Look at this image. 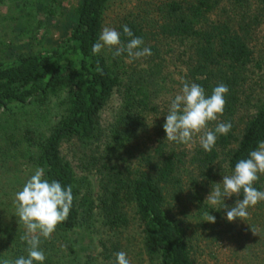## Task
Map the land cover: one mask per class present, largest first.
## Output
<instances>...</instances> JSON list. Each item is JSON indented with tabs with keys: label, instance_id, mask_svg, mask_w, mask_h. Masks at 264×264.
I'll return each instance as SVG.
<instances>
[{
	"label": "trees",
	"instance_id": "1",
	"mask_svg": "<svg viewBox=\"0 0 264 264\" xmlns=\"http://www.w3.org/2000/svg\"><path fill=\"white\" fill-rule=\"evenodd\" d=\"M109 1L78 0L69 19V36L61 45L0 63L1 112L12 105L27 106L66 92L62 116L48 135H35L33 130L26 129L20 139L9 135L0 145V259L27 256L28 245L21 240L26 229L18 222L13 201L40 167L49 181H59L65 187L71 185L74 197L66 221L57 225L50 239L41 238L40 247L46 256L43 264H79L78 254L84 247L79 244L75 229L92 218L97 207L105 225L114 229L126 225L123 212L126 203L132 204L139 222L141 253L147 264H207L201 258L204 253L213 258L214 264H223L228 260L218 247L240 246L241 240L232 236L237 231L226 219L227 210L219 205L213 209L205 202L203 192L221 183L222 174L232 173L235 164L247 158L258 141L264 140V85L252 82L251 78L262 68V63L250 45L249 25L235 22L229 15L225 19L207 20L217 4L209 0L191 4L172 0L160 9L162 20L153 23L154 34L160 40L188 45L177 55L183 81L202 86L206 95H211L220 83L229 88L223 115L208 127L214 129L219 122H230L232 128L226 135H218L215 146L208 152L200 143L186 147L166 140L163 127V132H155L156 123L161 124L154 121L157 100L168 91L161 60L153 58L127 72L121 69L118 60L111 61L104 50L93 55L92 46L102 31ZM228 2L232 12L249 6L250 1ZM127 26L134 36L143 39L146 36L131 21ZM120 34L126 44L129 38L122 28ZM114 93L120 96L121 105L97 157L102 193L96 204L90 187L80 186L72 166L61 155V145L70 140L84 148L97 144L101 136V112ZM152 130L153 136H157L151 138L155 143L145 153L141 152L137 165L121 167L119 162H125L121 158L124 148L135 140L141 139L142 143L149 139ZM12 158H19V162ZM8 161L9 166L15 167L13 176L9 172L11 168L5 169ZM19 164L23 169L18 168ZM189 166L197 176L191 192L183 195L182 182L177 176ZM254 187L264 191V175H260ZM170 195L176 204L171 205ZM231 198L225 203L228 208L237 199H243V194ZM254 207L261 211L254 216L262 220L264 202ZM206 213L215 216V223L205 221ZM221 223L231 226L227 228ZM224 232L230 233L226 241L222 239ZM252 245L253 249L264 247L263 237L254 236ZM58 252L61 260L50 263L49 259ZM83 264L91 262L87 260Z\"/></svg>",
	"mask_w": 264,
	"mask_h": 264
},
{
	"label": "rangeland",
	"instance_id": "2",
	"mask_svg": "<svg viewBox=\"0 0 264 264\" xmlns=\"http://www.w3.org/2000/svg\"><path fill=\"white\" fill-rule=\"evenodd\" d=\"M171 1L110 0L103 16L102 29L107 26L120 33L122 25H127V22L131 21L133 25L142 29L144 36L146 35L142 47H154L151 50V56L134 60L131 63L128 62L127 54L124 53L119 58H114L112 51L115 49L110 51L108 48H104L106 56L112 58L111 61L118 60L121 69L127 72H130L133 67L145 65L153 58L161 60L165 66L164 75H166L167 83H165V87L168 91L161 93L157 100L158 110L154 121L155 123L159 121L161 124L156 123L157 130L155 132H163L161 128L165 123L170 98H173L182 88L183 69L178 67L180 62L177 60V55L179 50L188 47V45H180L172 40H160V37L154 34V20L159 22L162 20L163 12L160 9ZM186 1L191 4L196 0ZM249 1V6L239 7L231 12L228 0H209L210 3L217 2V4L212 13L207 15V20L225 19L229 15L235 22L249 25L250 45L255 48L256 56L260 57L262 63V68L256 70L251 78L252 82L256 81L264 85V0ZM77 2L78 0H0V63H9L19 56L46 52L61 45L69 36V19ZM254 16H257V19ZM65 95L66 92L62 91L31 105H12L9 109L0 111V145L9 135H13L16 140L20 139L26 129L33 130L35 135H48L62 116V101ZM120 105V96L114 93L106 108L101 112V136L92 148H84L74 140L65 141L61 145V155L72 166L80 186L82 188L90 187L96 204H98L102 193L100 189L101 168L97 157L103 149L106 135ZM152 137H154L153 130L149 139L147 138L144 142L141 143V139H138L127 145L121 155L125 162L121 161L119 165L121 167L137 165L138 159L141 158V152L145 153L155 143L153 139H156L157 136L151 139ZM194 141L198 144L199 137H194ZM13 161L19 162V158L13 159ZM5 166L6 170L11 168L9 171L11 175L15 174L14 165L9 166L8 161ZM21 167L23 169L21 165L18 168ZM231 174L225 172L222 174V178L223 175ZM196 176L197 173L193 171L192 166L181 169L177 178L182 182L183 195L191 192L193 179ZM210 192H203L205 200ZM169 200L171 205L176 204V199L172 195L169 196ZM231 200L232 198L226 197L224 202ZM95 212L92 218L75 229V236L79 239V244L84 247V250L78 254V263L83 264L89 260L91 264H113L114 254L124 251L131 264H147L141 253V228L132 204L126 203L123 208L127 224L116 229L103 223L98 207ZM248 212L249 217L246 221L237 218L230 222L237 231V235L232 232V236L238 237L241 244L240 246L226 244L225 247H218V251L224 253V258L228 260L223 264H264V247L253 249L254 245L250 246L254 236L260 235L264 239V215H262V220H258L259 217H255L254 213H261V211L256 210L255 207H250ZM231 225L227 224L225 227L228 228ZM250 226L256 228L259 234L254 235ZM229 234L224 232L222 239L226 241ZM58 239L60 242V238ZM57 246L59 247V243ZM52 257L49 259L50 263H53L54 260L58 261L60 252L57 256ZM201 258L206 260L207 264H214L213 258L206 253L202 254Z\"/></svg>",
	"mask_w": 264,
	"mask_h": 264
},
{
	"label": "clouds",
	"instance_id": "3",
	"mask_svg": "<svg viewBox=\"0 0 264 264\" xmlns=\"http://www.w3.org/2000/svg\"><path fill=\"white\" fill-rule=\"evenodd\" d=\"M123 33L129 38L125 44L120 39V33L111 27H103L98 40L92 46L93 55L99 54L104 48L112 51L114 58L126 53L128 62L152 55L148 47H142V37L134 36L127 25H122ZM229 88L220 83L212 89L211 95H206L205 89L192 82L182 81V88L170 98L168 112L163 124L166 140L191 147L194 137H199L200 146L210 152L215 146L218 135H226L232 128L230 122H219L214 129L208 127L210 122L218 121L226 106V95ZM45 170L36 168L34 173L14 197L15 215L26 231L21 237L28 245L27 256L14 260L0 259V264H43L46 259L41 249V238L50 239L58 224L66 221L73 204L72 186H63L59 181L44 178ZM264 175V140L257 142V147L250 151L248 157L240 159L231 175H223L221 183H216L205 202L213 207L221 206L227 210L226 219L233 222L237 218L246 221L248 209L264 202V191L254 187L255 182ZM243 194V199H237L235 205L228 208L225 198ZM220 210V209H219ZM207 222L215 223L216 218L206 213ZM251 227V226H250ZM254 235L258 230L251 227ZM113 264H131L127 253L119 251L114 254Z\"/></svg>",
	"mask_w": 264,
	"mask_h": 264
}]
</instances>
